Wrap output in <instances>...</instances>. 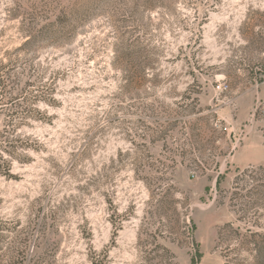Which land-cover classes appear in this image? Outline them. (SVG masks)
Listing matches in <instances>:
<instances>
[{"label": "rangeland", "instance_id": "obj_1", "mask_svg": "<svg viewBox=\"0 0 264 264\" xmlns=\"http://www.w3.org/2000/svg\"><path fill=\"white\" fill-rule=\"evenodd\" d=\"M0 264H264V0H0Z\"/></svg>", "mask_w": 264, "mask_h": 264}]
</instances>
